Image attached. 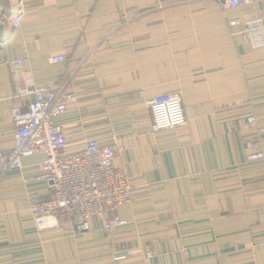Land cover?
<instances>
[{
	"label": "crops",
	"instance_id": "crops-1",
	"mask_svg": "<svg viewBox=\"0 0 264 264\" xmlns=\"http://www.w3.org/2000/svg\"><path fill=\"white\" fill-rule=\"evenodd\" d=\"M0 10V154L13 148L11 111L33 99L19 92L62 78L75 100L54 121L67 138L59 155L113 146L114 167L135 177L116 210L125 226L105 232L91 218L75 234L68 219L38 231L31 218L29 196L50 192L32 181L43 153L0 173V264H264V165L248 159L250 142L264 145V46L243 34L252 19L264 34V0L228 10L214 0H0ZM59 55L66 63L51 64ZM168 94L185 124L155 131L146 103Z\"/></svg>",
	"mask_w": 264,
	"mask_h": 264
},
{
	"label": "built area",
	"instance_id": "built-area-1",
	"mask_svg": "<svg viewBox=\"0 0 264 264\" xmlns=\"http://www.w3.org/2000/svg\"><path fill=\"white\" fill-rule=\"evenodd\" d=\"M214 1L221 10L252 6L254 3V0ZM237 23L239 21H233L229 25ZM11 24L19 27L20 15L15 16ZM261 24L260 19L244 23L243 34L254 48L264 46ZM50 62L65 64L66 56L52 57ZM21 63V60H15L12 64L18 67ZM63 86L60 78L55 84L44 88L19 92L20 96L31 95L33 99L24 110L16 108L11 111L14 144L8 156L0 154V173L21 170L22 160L33 153L45 155L39 174L32 181L45 182L50 189L49 195L41 198L32 194L28 198L29 212L38 231L53 227L49 221L57 219H68L73 224L75 234L86 230L91 218L99 220L105 232L123 227L126 222L116 215V210L130 202L135 177L124 167H114L115 148L89 142L80 154L68 157L59 155L66 147L67 138L54 121L75 100L74 95L65 93ZM146 106L155 131L170 130L185 124L182 102L177 94L155 98ZM254 123V119L250 118L246 126H253ZM259 132L262 130L259 129ZM248 147L253 149L248 159L264 165L263 143L256 139ZM127 255L125 253L116 259Z\"/></svg>",
	"mask_w": 264,
	"mask_h": 264
}]
</instances>
